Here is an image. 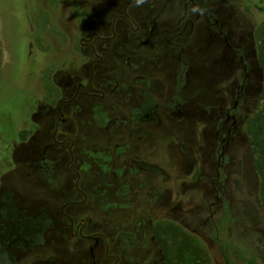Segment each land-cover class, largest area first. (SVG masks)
Listing matches in <instances>:
<instances>
[{
  "label": "flooded vegetation",
  "instance_id": "obj_1",
  "mask_svg": "<svg viewBox=\"0 0 264 264\" xmlns=\"http://www.w3.org/2000/svg\"><path fill=\"white\" fill-rule=\"evenodd\" d=\"M246 8L240 0L79 5L65 32L69 58L57 60L31 129L26 122L6 151L0 264H170L173 227L195 235L185 195L208 206L191 213L210 216L229 196L236 154L253 164L246 126L264 69ZM161 143L169 160L157 154Z\"/></svg>",
  "mask_w": 264,
  "mask_h": 264
},
{
  "label": "rangeland",
  "instance_id": "obj_2",
  "mask_svg": "<svg viewBox=\"0 0 264 264\" xmlns=\"http://www.w3.org/2000/svg\"><path fill=\"white\" fill-rule=\"evenodd\" d=\"M85 1L0 0V172L7 164L4 157L8 155L6 151L13 143L12 138L16 133L21 134L23 126L34 112L35 100L43 95L41 85L49 86V75L52 76L58 59L65 61L69 58L65 45L68 36L65 32L75 23L78 18L77 8ZM240 2L243 6L247 5L244 10L247 11V31H253L256 37L255 47L260 54L263 39L259 26L264 22V0ZM256 4L261 6L263 12L253 10L252 6ZM255 24L257 28L254 31ZM27 125L31 129L29 122ZM157 154L169 160V144L161 143L157 147ZM16 155L12 164L18 167L25 165L26 149H19ZM236 157L230 167L233 174L227 188L229 196L225 192L227 199L222 198L218 206H212L214 209L210 216L202 217L191 213L200 202L188 203L191 195L186 194L183 208L187 211L184 213L188 217L191 231L195 234V244L211 253L214 264H223L221 254L213 243L214 235H217L221 243H229L243 253L255 256L258 264H264V194L257 190L253 164L250 167L247 162L244 167L240 163L241 155L237 153ZM253 159L251 157L252 161ZM245 168L247 176L241 175ZM185 180L190 182V179ZM16 187L22 190L25 185L20 183ZM30 192L26 189L27 195ZM200 206L208 211L207 205ZM207 219L209 220L204 225L203 222Z\"/></svg>",
  "mask_w": 264,
  "mask_h": 264
},
{
  "label": "trees",
  "instance_id": "obj_3",
  "mask_svg": "<svg viewBox=\"0 0 264 264\" xmlns=\"http://www.w3.org/2000/svg\"><path fill=\"white\" fill-rule=\"evenodd\" d=\"M259 33L263 39L259 57L264 69V22L259 26ZM1 57L0 44V75ZM247 136L254 157L253 166L259 182V192L264 194V86L260 105L249 118ZM171 227L173 226L171 225ZM170 245L172 256V259L169 260L170 264H214L209 252L197 246L194 238L185 231L174 230L173 227ZM226 245L227 247L223 253L227 264H258L255 256L247 255L229 243H226Z\"/></svg>",
  "mask_w": 264,
  "mask_h": 264
},
{
  "label": "clouds",
  "instance_id": "obj_4",
  "mask_svg": "<svg viewBox=\"0 0 264 264\" xmlns=\"http://www.w3.org/2000/svg\"><path fill=\"white\" fill-rule=\"evenodd\" d=\"M134 2H135V4H136L137 6H140V5H142L143 3H145V0H134Z\"/></svg>",
  "mask_w": 264,
  "mask_h": 264
}]
</instances>
